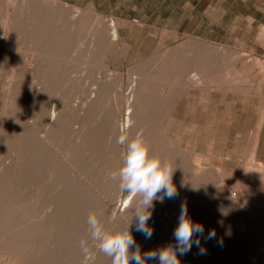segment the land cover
Segmentation results:
<instances>
[{"label":"rangeland","instance_id":"374dc122","mask_svg":"<svg viewBox=\"0 0 264 264\" xmlns=\"http://www.w3.org/2000/svg\"><path fill=\"white\" fill-rule=\"evenodd\" d=\"M26 1L0 0V38L9 36L14 41H10L4 51L0 49V98L10 82L24 78L25 69L32 68V73H36L35 56L23 42H15L11 24L7 25V29L4 28L6 14L25 15L33 11L36 14L39 10L46 15H57L60 11L51 6L39 8L36 2L27 8ZM46 2H62L67 6L66 9L72 8L73 14L82 11L87 16H94L90 28L78 40L71 37L54 61L60 65L61 81L67 82L69 87L64 88L63 83L55 81L51 83L49 92L52 95H65L64 99L70 102L67 103V128L70 131L78 126L74 123L76 112L85 110V106L76 108L75 101L82 98V103H85L89 99L88 95L99 89L101 83L107 88L97 106L96 120L112 115L116 124L126 131V105L122 103L117 108V100L115 102L114 99L121 97L124 101L128 83L137 75L138 69L145 65L147 71L155 74L160 67L158 61L162 54L174 47H180L182 51L188 45L195 47L192 52L195 58L184 59V68L188 67L189 71L177 84L178 87H166L163 79L158 82L162 85L161 93L163 91V96L170 98L172 103L168 113H157L155 117L160 119L164 127L163 136L177 140L183 148L203 154L204 162L218 167L217 170L223 175L220 179L231 189L234 197L240 196L236 199L248 211V215L241 218L242 221L238 220V223L231 222V226L244 227L246 220L254 221L250 220L249 232L237 243L231 239V229L221 234L214 249L213 264H264V187L256 185V194L246 192L252 182L257 184L256 180H264L260 177L264 175V0ZM55 19V16L52 17V20ZM99 20L103 23H99ZM101 27L116 28L118 37H111L109 44L103 45L96 57L99 46L93 40L94 30ZM4 53L6 55L2 57ZM46 62L51 63V59L47 57ZM106 65L108 67L104 68ZM28 74V86L35 84L37 80L30 77L31 73ZM168 81L170 84V78ZM3 112L4 106L0 104V117ZM38 127V124L34 125V130L38 131ZM70 137L71 133L67 132L66 140L69 141ZM103 150L101 147H90L82 161L84 163L81 162L74 169L85 183V191L90 198L96 197L99 204L107 202L115 206V213H119L124 208L126 193L111 199L110 195L114 191L113 181L109 179L111 165L103 158ZM61 152L63 160L70 162L66 147ZM2 155L0 153V161H9V156ZM216 168L215 173L218 172ZM257 174L260 175L258 179ZM180 176L179 169H175L172 177L177 198L187 195L181 191L184 182ZM36 185L29 190L30 193L37 190L39 184ZM29 191L25 189L26 193ZM243 191L245 197H249V200L244 197L247 207L240 200ZM87 207L88 212L91 209L99 214L98 210L93 211L89 205ZM173 207L171 205L165 210L166 214H169L170 209L173 211ZM88 214L83 217L86 229ZM104 224L108 228L109 224ZM152 228L151 239H145L140 234L142 239L154 245L161 239V234H154L156 228ZM92 244L96 246L94 242ZM194 253L192 251L183 258V264H192ZM91 254L93 251L84 255L79 264H88Z\"/></svg>","mask_w":264,"mask_h":264},{"label":"bare ground","instance_id":"6f19581e","mask_svg":"<svg viewBox=\"0 0 264 264\" xmlns=\"http://www.w3.org/2000/svg\"><path fill=\"white\" fill-rule=\"evenodd\" d=\"M32 2H36L35 5L39 8L51 6L60 11L57 15H46L39 10L36 14L34 11L25 15L7 13L4 20V28L7 29V25L11 24L15 42H23L35 56L36 73H32V68L25 69L24 78L20 81H9V87L0 98V104L4 106L0 117V153H3L2 157L5 155L10 158L9 161H0V264H79L84 255L92 251L90 259H87L88 264H111L109 258L92 244L83 217L92 212L91 209L87 211L89 205L93 211H99L100 219L109 224L108 229L123 227L131 221L132 202L126 194L124 208L119 213H115V206L107 202L99 204L96 197L90 198L86 194L85 183L74 167L79 166L86 158L90 147H101L104 149L103 158L111 165V172L118 169L122 162L123 148L115 143V139L123 129L116 124L112 115L100 121L95 118L97 106L107 88L105 84L101 83L99 89L89 94L85 103H82V98L75 101L76 108L85 106V110L76 112L74 123L78 126L71 131L67 128V103L70 102L64 99L65 95H52L49 92L51 83H63L61 75L59 76L60 65L55 63L62 48L71 37L77 40L81 38L80 36L90 28L94 16H87L82 11L73 14L72 8L66 9L67 6L62 2L27 0L26 7L29 8ZM54 16L55 21L52 20ZM95 19L98 20L97 17ZM111 37H118L116 28L101 27L94 30L93 40L99 46L96 57L101 47L109 44ZM10 41L9 36L1 37L0 49L3 48L4 51ZM194 48L188 45L183 51L180 47L168 50L159 56L160 67L155 74L147 71L146 66L142 65L137 75L130 79L124 101L121 97L115 98L114 101L117 100V108L122 103L126 105V123L132 122L126 130L130 137L142 133L150 144L153 155L167 159L173 170L178 168L184 182L181 191L187 194L180 198L176 196L174 199H165L163 203L153 202L152 218L148 224L156 228L154 234H161V239L154 245L142 239L141 234L135 230L133 217L130 231L140 245L141 252L176 245L173 232L178 224L181 207L184 206L193 223L204 225V236H207L209 230H214L216 237L205 241L204 237L194 235L193 240L199 238L205 252L200 254V250L193 245L187 254L180 256L177 253L180 264H183V258L192 251L195 252L192 264H213L214 249L221 239V234L230 232L231 229V239L237 243L249 232L252 223L250 220L253 219L246 220L244 227L231 226V222L238 223V220L242 221L241 218L248 215V211L242 208L236 199L240 196L234 197L231 189L220 179L223 175L217 170L218 167L204 162L203 154L183 148L177 140L163 136L161 133L164 127L161 126L160 119L155 117L157 113H168L172 103L170 98L163 96L162 85L158 82L163 79L166 81V87L177 86L189 71L188 67L184 68V59L195 58L192 53ZM3 55L6 54H2V57ZM47 57L51 59V63L46 62ZM107 67L108 65L104 66ZM28 73H31V78L37 80L30 86L26 82ZM169 78L170 84L167 83ZM63 84L64 88L69 87L67 82ZM36 124L39 125L38 131L34 130ZM67 132L71 133L69 141L66 140ZM63 145L70 162L61 157V150L65 148ZM257 165L261 166L260 163ZM215 168L218 171L216 173ZM261 168L256 169L262 170ZM259 176L257 174L256 179ZM260 177L264 179V175ZM256 181L257 184L251 181L252 185L247 188L250 192L246 191L247 193L257 192L258 185L264 187V180ZM172 182L175 184L173 177ZM37 183V190L30 193L29 190L33 189L34 185L37 186ZM112 184L114 191L110 196L114 199L122 192L115 182ZM26 188L29 191L27 193ZM244 191L240 200L247 207L249 197H245ZM171 205L174 206L173 211L170 209L172 212L166 214L165 210ZM254 236L256 238V235ZM81 240L88 243L87 253L80 247ZM262 248L264 249V244ZM134 250L133 248L132 251ZM147 264H158V261L149 260Z\"/></svg>","mask_w":264,"mask_h":264},{"label":"clouds","instance_id":"9594fccd","mask_svg":"<svg viewBox=\"0 0 264 264\" xmlns=\"http://www.w3.org/2000/svg\"><path fill=\"white\" fill-rule=\"evenodd\" d=\"M131 123L129 121L124 128L130 127ZM115 143L123 147L122 162L118 169L111 172L109 179L132 202V217L125 226L108 229L97 212H90L87 226L90 239L98 251L108 257L111 264H147L149 260L158 261V264H180L177 253L180 256L185 255L191 251L193 245L200 250V254H204L205 249L201 247L200 239L193 240V236L204 237L208 241L215 239L216 233L209 230L207 236H204V225L193 223L184 206L181 207L178 224L173 232L176 245L141 252L140 245L130 231L133 217L135 230L145 239H151L153 228L148 221L152 218L153 202L163 203L165 199H174L178 195L172 182L174 170L167 159L151 153V146L142 133L130 137L127 131L121 130ZM80 247L84 253L89 251L85 240L80 241Z\"/></svg>","mask_w":264,"mask_h":264}]
</instances>
